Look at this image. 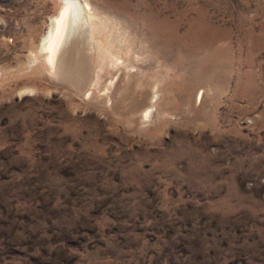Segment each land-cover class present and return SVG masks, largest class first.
Instances as JSON below:
<instances>
[{
	"label": "rangeland",
	"instance_id": "obj_1",
	"mask_svg": "<svg viewBox=\"0 0 264 264\" xmlns=\"http://www.w3.org/2000/svg\"><path fill=\"white\" fill-rule=\"evenodd\" d=\"M80 2L120 64L55 77L0 0V264H264V0Z\"/></svg>",
	"mask_w": 264,
	"mask_h": 264
},
{
	"label": "bare ground",
	"instance_id": "obj_2",
	"mask_svg": "<svg viewBox=\"0 0 264 264\" xmlns=\"http://www.w3.org/2000/svg\"><path fill=\"white\" fill-rule=\"evenodd\" d=\"M92 8L90 3H83L80 0H62L60 12L53 18L50 30L41 40L40 54L42 56L40 55V59L37 58L39 61L36 60L53 76L58 77L62 73L66 74V72L67 75L72 76L71 69L75 66L72 64L75 63L73 61L71 64L69 57L74 52L83 51L84 48L91 52L89 56L94 65L99 64L100 67L114 68L119 66L121 52L118 50L116 41L112 39L111 31H109L106 23L107 20L105 21L94 13ZM74 38L76 41H73ZM60 78L62 79V77ZM110 82L112 86L115 81L111 80ZM199 95L198 102L200 103L204 97V91ZM158 97L160 96L157 95L156 91L153 97L154 103ZM149 113L151 111L146 113L147 119Z\"/></svg>",
	"mask_w": 264,
	"mask_h": 264
}]
</instances>
